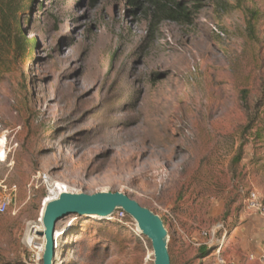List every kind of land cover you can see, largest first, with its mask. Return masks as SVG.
I'll use <instances>...</instances> for the list:
<instances>
[{
	"label": "rangeland",
	"instance_id": "obj_1",
	"mask_svg": "<svg viewBox=\"0 0 264 264\" xmlns=\"http://www.w3.org/2000/svg\"><path fill=\"white\" fill-rule=\"evenodd\" d=\"M180 1L188 24L127 0H35L21 13L25 54L10 39L0 51V264H41L44 239L25 232L51 181L129 195L166 224L174 264H217L222 239L226 263L257 264L238 227L255 215L246 193L264 197V0ZM218 225L201 255V232ZM56 231L53 264H153L118 210L66 215Z\"/></svg>",
	"mask_w": 264,
	"mask_h": 264
},
{
	"label": "water",
	"instance_id": "obj_2",
	"mask_svg": "<svg viewBox=\"0 0 264 264\" xmlns=\"http://www.w3.org/2000/svg\"><path fill=\"white\" fill-rule=\"evenodd\" d=\"M115 210H122L131 216L138 231L148 238L153 250V264H171L166 241L167 230L158 215L125 193L99 191L89 194L66 190L58 192L57 196L50 200L46 198L43 202V230L35 233L44 239L41 264H53L56 223L61 218L69 214L110 217Z\"/></svg>",
	"mask_w": 264,
	"mask_h": 264
},
{
	"label": "trees",
	"instance_id": "obj_3",
	"mask_svg": "<svg viewBox=\"0 0 264 264\" xmlns=\"http://www.w3.org/2000/svg\"><path fill=\"white\" fill-rule=\"evenodd\" d=\"M34 1L28 0V2H25V0H0V51L3 49V45L6 44L5 41L7 42L10 39L9 53L14 56L25 54L27 46L30 42L26 40L23 34L22 19H24V17L22 18L21 13L24 16L25 14H29L32 10ZM127 3L132 5L135 9L147 11L152 15V19L155 21L164 20L188 24L190 23V15L193 12V9L186 8L185 3L180 0H127ZM256 21L257 15L253 12L250 13L247 18L249 30L254 27ZM27 59L32 61V57H28ZM213 249L214 247L200 245L199 252L201 255L207 256L211 254ZM168 252L171 264H174V261L171 258L169 245Z\"/></svg>",
	"mask_w": 264,
	"mask_h": 264
},
{
	"label": "built area",
	"instance_id": "obj_4",
	"mask_svg": "<svg viewBox=\"0 0 264 264\" xmlns=\"http://www.w3.org/2000/svg\"><path fill=\"white\" fill-rule=\"evenodd\" d=\"M245 206L248 210L255 213L256 216H259L264 220V197L257 193L255 190H249L246 193L244 199ZM10 205V199L8 197H3L0 199V214H3L8 206ZM121 214L124 213L122 210H118ZM221 228V226H215L214 228L202 231L201 237L205 238L206 241L204 242L205 245L214 246L216 242H219V238L216 237V232ZM216 262L217 264H228L220 255V245H216ZM249 259L252 261L257 262V264H264V250L258 254H250Z\"/></svg>",
	"mask_w": 264,
	"mask_h": 264
},
{
	"label": "crops",
	"instance_id": "obj_5",
	"mask_svg": "<svg viewBox=\"0 0 264 264\" xmlns=\"http://www.w3.org/2000/svg\"><path fill=\"white\" fill-rule=\"evenodd\" d=\"M238 231L245 243L248 244L244 247L245 251L258 255L264 250V220L262 218L252 215L249 220L238 227ZM223 245L222 239L220 248Z\"/></svg>",
	"mask_w": 264,
	"mask_h": 264
},
{
	"label": "bare ground",
	"instance_id": "obj_6",
	"mask_svg": "<svg viewBox=\"0 0 264 264\" xmlns=\"http://www.w3.org/2000/svg\"><path fill=\"white\" fill-rule=\"evenodd\" d=\"M4 141H1L0 140V158H4L5 157V154H4ZM65 188L60 182H55V181H51L49 183V193H48V196H47V200H50L54 197L57 196L58 192H61L63 191ZM87 216H90V217H97L93 214H86ZM43 230V226H42V223L40 221L39 223V226L37 227H32L31 229H27V231L25 232V241L28 243V244H32L33 243V236L36 232L38 231H42ZM60 233H58V231L55 232V239L58 238ZM57 247V246H56Z\"/></svg>",
	"mask_w": 264,
	"mask_h": 264
}]
</instances>
